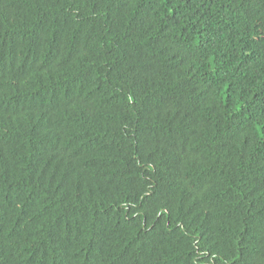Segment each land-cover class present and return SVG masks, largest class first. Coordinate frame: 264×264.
I'll use <instances>...</instances> for the list:
<instances>
[{
  "label": "trees",
  "instance_id": "16d2710c",
  "mask_svg": "<svg viewBox=\"0 0 264 264\" xmlns=\"http://www.w3.org/2000/svg\"><path fill=\"white\" fill-rule=\"evenodd\" d=\"M0 264H264V0H0Z\"/></svg>",
  "mask_w": 264,
  "mask_h": 264
},
{
  "label": "bare ground",
  "instance_id": "6f19581e",
  "mask_svg": "<svg viewBox=\"0 0 264 264\" xmlns=\"http://www.w3.org/2000/svg\"><path fill=\"white\" fill-rule=\"evenodd\" d=\"M122 108V107H121Z\"/></svg>",
  "mask_w": 264,
  "mask_h": 264
}]
</instances>
